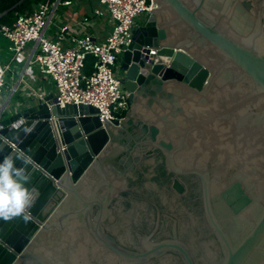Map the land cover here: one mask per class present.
Returning a JSON list of instances; mask_svg holds the SVG:
<instances>
[{
	"label": "water",
	"instance_id": "95a60500",
	"mask_svg": "<svg viewBox=\"0 0 264 264\" xmlns=\"http://www.w3.org/2000/svg\"><path fill=\"white\" fill-rule=\"evenodd\" d=\"M152 1L124 120L53 94L0 111V161L23 153L38 193L0 219V264H264V0Z\"/></svg>",
	"mask_w": 264,
	"mask_h": 264
},
{
	"label": "built area",
	"instance_id": "2783aa9c",
	"mask_svg": "<svg viewBox=\"0 0 264 264\" xmlns=\"http://www.w3.org/2000/svg\"><path fill=\"white\" fill-rule=\"evenodd\" d=\"M99 2L109 17L111 27L103 41H97L83 32L92 26L89 18H83L75 26L57 21L59 6L69 5L62 0L39 2L31 13L17 15L11 26H0V36L10 43L13 57L28 45L33 46L27 58L28 65H37L41 75L52 83L59 107L92 106L97 109L98 119L104 125L103 118L109 123L114 120L120 122L128 111V93L123 81L114 77L113 68L117 62L121 66L122 56L132 41L133 29L137 25L135 20L150 13L154 3L152 0ZM103 12L97 14L102 15ZM151 51L155 54L153 49ZM87 57L93 60L90 74L84 73ZM9 68L10 64L0 61V94L7 88ZM43 96V92L38 90L27 100L42 99Z\"/></svg>",
	"mask_w": 264,
	"mask_h": 264
},
{
	"label": "crops",
	"instance_id": "0c3cea01",
	"mask_svg": "<svg viewBox=\"0 0 264 264\" xmlns=\"http://www.w3.org/2000/svg\"><path fill=\"white\" fill-rule=\"evenodd\" d=\"M62 1L69 2V5L59 6L60 10H57L56 13L57 21L69 22L75 26L83 18H89L92 26L83 32L90 34L97 41H103L105 39L111 28L110 20L99 0ZM97 12H103L104 14L98 15ZM51 25H49V29ZM76 30L80 31L79 28H76ZM10 46V43L0 36V61L3 64H10V70L7 76L8 85L6 88L9 94L5 95V103L1 109L4 107L11 109L15 103L27 101L28 96L33 95L38 90H41L44 96L53 94L52 83L48 78L41 75L39 67L37 65H28L27 58L33 46L28 45L23 52L15 57L12 56ZM13 89H15L14 93Z\"/></svg>",
	"mask_w": 264,
	"mask_h": 264
},
{
	"label": "clouds",
	"instance_id": "9594fccd",
	"mask_svg": "<svg viewBox=\"0 0 264 264\" xmlns=\"http://www.w3.org/2000/svg\"><path fill=\"white\" fill-rule=\"evenodd\" d=\"M23 120L13 125L27 133V128H21ZM19 160L23 166L17 167ZM31 163L23 153L16 156H6L0 161V219L8 221L14 218H22L27 222L31 216V208L38 193L30 190L26 185L30 182V175L27 173V165Z\"/></svg>",
	"mask_w": 264,
	"mask_h": 264
},
{
	"label": "trees",
	"instance_id": "16d2710c",
	"mask_svg": "<svg viewBox=\"0 0 264 264\" xmlns=\"http://www.w3.org/2000/svg\"><path fill=\"white\" fill-rule=\"evenodd\" d=\"M45 0H0V26H11L17 15L29 14L39 2ZM93 60L87 57L85 60V74H90L92 71Z\"/></svg>",
	"mask_w": 264,
	"mask_h": 264
},
{
	"label": "rangeland",
	"instance_id": "374dc122",
	"mask_svg": "<svg viewBox=\"0 0 264 264\" xmlns=\"http://www.w3.org/2000/svg\"><path fill=\"white\" fill-rule=\"evenodd\" d=\"M60 10V8H58V11ZM57 13V12H56ZM141 17L142 16H140V17H138L136 20H135V22H139L140 21V19H141ZM120 60V59H119ZM113 75H114V77H116V78H119L120 80H122L123 81V77H124V73H123V71L121 70V66H120V63L119 62H117L116 63V65H115V67L113 68ZM52 90H53V93L55 94V88H54V86L52 85ZM10 92V91H9ZM9 93L7 92V89H4L3 90V93H1L0 94V109L2 108V106L4 105V103H5V101H4V97H5V95H8ZM11 102V101H10ZM11 104V103H10ZM9 104V105H10ZM8 105V106H9ZM12 107V106H11ZM125 114H126V112L124 113V116H125Z\"/></svg>",
	"mask_w": 264,
	"mask_h": 264
},
{
	"label": "flooded vegetation",
	"instance_id": "af4514ba",
	"mask_svg": "<svg viewBox=\"0 0 264 264\" xmlns=\"http://www.w3.org/2000/svg\"><path fill=\"white\" fill-rule=\"evenodd\" d=\"M132 104H131V102L129 101V99H128V111L130 110V106H131ZM124 118H126V116H124ZM124 120V119H123Z\"/></svg>",
	"mask_w": 264,
	"mask_h": 264
}]
</instances>
